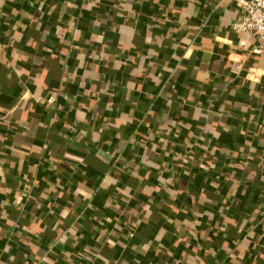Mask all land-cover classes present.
I'll list each match as a JSON object with an SVG mask.
<instances>
[{
    "label": "crops",
    "instance_id": "obj_1",
    "mask_svg": "<svg viewBox=\"0 0 264 264\" xmlns=\"http://www.w3.org/2000/svg\"><path fill=\"white\" fill-rule=\"evenodd\" d=\"M241 17L0 0V264H264V50Z\"/></svg>",
    "mask_w": 264,
    "mask_h": 264
},
{
    "label": "built area",
    "instance_id": "obj_2",
    "mask_svg": "<svg viewBox=\"0 0 264 264\" xmlns=\"http://www.w3.org/2000/svg\"><path fill=\"white\" fill-rule=\"evenodd\" d=\"M240 7L242 17L232 23L237 32L252 34L258 43V49L264 50V0H234Z\"/></svg>",
    "mask_w": 264,
    "mask_h": 264
},
{
    "label": "trees",
    "instance_id": "obj_3",
    "mask_svg": "<svg viewBox=\"0 0 264 264\" xmlns=\"http://www.w3.org/2000/svg\"><path fill=\"white\" fill-rule=\"evenodd\" d=\"M41 3H43V2H41ZM8 111H10V109L9 110H2V111H0V124L1 125L2 124L6 125L4 122L7 119L11 118L12 112H11V114L9 113L10 114L9 115L8 114ZM5 112H7V113H5ZM56 118H57L56 115H52V117H51L52 120L53 119H56ZM12 124H13L12 127L10 129H8V133L11 134V135H15L16 134V131H13L11 129H14L16 126L18 127V124H16L15 122L12 123ZM134 212H136L137 216L140 218L142 211L140 209H134ZM139 218H137V219H139ZM137 221H139V220H137ZM133 227H135V226H133Z\"/></svg>",
    "mask_w": 264,
    "mask_h": 264
}]
</instances>
